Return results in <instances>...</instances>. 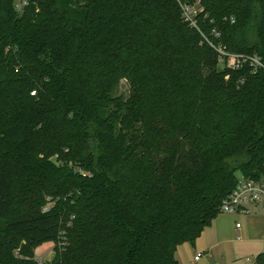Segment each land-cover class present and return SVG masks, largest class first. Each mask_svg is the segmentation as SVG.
<instances>
[{
	"label": "trees",
	"instance_id": "16d2710c",
	"mask_svg": "<svg viewBox=\"0 0 264 264\" xmlns=\"http://www.w3.org/2000/svg\"><path fill=\"white\" fill-rule=\"evenodd\" d=\"M263 165L264 0H0V264H179Z\"/></svg>",
	"mask_w": 264,
	"mask_h": 264
},
{
	"label": "rangeland",
	"instance_id": "374dc122",
	"mask_svg": "<svg viewBox=\"0 0 264 264\" xmlns=\"http://www.w3.org/2000/svg\"><path fill=\"white\" fill-rule=\"evenodd\" d=\"M190 8L194 11L197 10L196 5H192ZM219 67L221 68V65ZM117 94L123 96L128 94V85L125 81L120 82ZM260 217V215H254L249 220L244 216H240L236 220L223 218L222 225L226 231L225 237L212 250L210 264H255L256 257L264 250V233L261 237L259 236L264 228ZM236 224L242 228L236 229ZM206 231L207 229L204 228V232L202 231L200 236L203 237ZM205 240L211 243L215 241V238H212L211 235L204 236ZM53 247L52 241L37 246L33 251V259L37 263L48 261L51 256H54ZM183 247L185 246L180 245L177 251L184 249L183 258L190 262L193 257L192 245L188 246L190 248ZM14 253L16 254V252ZM200 264L209 263L203 260Z\"/></svg>",
	"mask_w": 264,
	"mask_h": 264
},
{
	"label": "built area",
	"instance_id": "2783aa9c",
	"mask_svg": "<svg viewBox=\"0 0 264 264\" xmlns=\"http://www.w3.org/2000/svg\"><path fill=\"white\" fill-rule=\"evenodd\" d=\"M25 3H21L20 6H23ZM196 11V10H195ZM195 11L190 7H183V16L185 20L190 21L192 25L193 15ZM217 36V33H214ZM217 52L220 55V61L222 62L224 56H227L226 52L222 48H218ZM232 60L230 65L234 68H239L244 62L249 61L250 65L253 67V71H256L258 68H263V65L258 57L252 56L244 58L242 56L228 55ZM264 172V165H263ZM258 209V212L264 216V175L259 176L258 178H244L242 176L238 177V182L236 187L232 192L225 198L220 206L221 214H243L250 215L252 209ZM239 227V224H236V228ZM264 258V251L262 253ZM199 254L194 258L198 260Z\"/></svg>",
	"mask_w": 264,
	"mask_h": 264
},
{
	"label": "crops",
	"instance_id": "0c3cea01",
	"mask_svg": "<svg viewBox=\"0 0 264 264\" xmlns=\"http://www.w3.org/2000/svg\"><path fill=\"white\" fill-rule=\"evenodd\" d=\"M254 215H260V219L263 222V227H264V216H262L259 212L258 209L254 208L252 209V213L250 215H243V214H220L218 215L212 222L211 224L206 227L205 229H207L206 233L203 235V237H199L195 244L192 246V260H190V262L186 261L183 258V253H184V249L175 252V258L176 260L179 262V264H200L201 261L206 260L209 264H210V260H211V256H212V250L214 249V247L220 243V241L225 237V229L222 225V221L223 218L226 219H230V220H236L238 219L240 216H244L246 218H248V220L250 218H252V216ZM236 227V225H235ZM242 227L239 226L236 229H241ZM204 232V230H203ZM264 233V228L262 229V231L259 233V236L261 237ZM212 236V238H215L214 242H207L206 240L204 241V236ZM183 248H190L188 246H191L188 243H184L182 244ZM264 251V250H263ZM197 254H199V258L198 260H194V258L197 256ZM262 254V253H260ZM259 255V254H258Z\"/></svg>",
	"mask_w": 264,
	"mask_h": 264
},
{
	"label": "water",
	"instance_id": "95a60500",
	"mask_svg": "<svg viewBox=\"0 0 264 264\" xmlns=\"http://www.w3.org/2000/svg\"><path fill=\"white\" fill-rule=\"evenodd\" d=\"M53 259V257L51 256L50 259L48 261H45L46 264H50V261Z\"/></svg>",
	"mask_w": 264,
	"mask_h": 264
}]
</instances>
